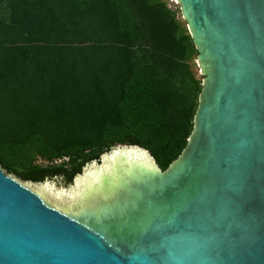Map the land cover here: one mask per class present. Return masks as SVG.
<instances>
[{
	"label": "water",
	"instance_id": "1",
	"mask_svg": "<svg viewBox=\"0 0 264 264\" xmlns=\"http://www.w3.org/2000/svg\"><path fill=\"white\" fill-rule=\"evenodd\" d=\"M177 1L204 76L182 155L115 153L82 199L117 200L75 217L0 168V264H264V0Z\"/></svg>",
	"mask_w": 264,
	"mask_h": 264
},
{
	"label": "trees",
	"instance_id": "2",
	"mask_svg": "<svg viewBox=\"0 0 264 264\" xmlns=\"http://www.w3.org/2000/svg\"><path fill=\"white\" fill-rule=\"evenodd\" d=\"M198 58L169 0H0V168L70 185L126 146L166 171L194 130Z\"/></svg>",
	"mask_w": 264,
	"mask_h": 264
},
{
	"label": "rangeland",
	"instance_id": "3",
	"mask_svg": "<svg viewBox=\"0 0 264 264\" xmlns=\"http://www.w3.org/2000/svg\"><path fill=\"white\" fill-rule=\"evenodd\" d=\"M169 8L177 11L179 13V17L182 18L184 22H186L181 10V6L177 0H169ZM194 70L198 73L199 78L204 77L198 60L195 62ZM203 80L204 79H202V85ZM118 151L128 153L131 152V154H134V156H139L142 160V163L148 164L151 167L155 166L154 161L147 153L136 148L118 146L109 154L104 155L101 159V163L94 162L88 164L83 169L82 174L77 176L70 185H64L61 179L48 180L43 183H31L22 182L16 179L14 176L12 177L19 181L24 187L40 196L49 207L56 209L70 217L78 216L81 214L83 209V213H97L100 207L98 196H92L89 201L94 202L95 200V204L92 206V208H86V201H83L82 195L85 190L95 184V180L100 174L112 177L118 170V167H126V164H124L122 160L112 161L113 155Z\"/></svg>",
	"mask_w": 264,
	"mask_h": 264
},
{
	"label": "flooded vegetation",
	"instance_id": "4",
	"mask_svg": "<svg viewBox=\"0 0 264 264\" xmlns=\"http://www.w3.org/2000/svg\"><path fill=\"white\" fill-rule=\"evenodd\" d=\"M114 198H115V196H113L109 200H106V199L102 198L99 201V206H102L103 208L109 207L110 205H112L117 200V198L116 199H114ZM94 199H96V198H94ZM94 204H95V200H94V202L93 201H86V207L87 208H91L92 206H94Z\"/></svg>",
	"mask_w": 264,
	"mask_h": 264
},
{
	"label": "bare ground",
	"instance_id": "5",
	"mask_svg": "<svg viewBox=\"0 0 264 264\" xmlns=\"http://www.w3.org/2000/svg\"><path fill=\"white\" fill-rule=\"evenodd\" d=\"M119 153H121L120 151H118ZM118 152H116V154H118ZM137 155V154H136Z\"/></svg>",
	"mask_w": 264,
	"mask_h": 264
}]
</instances>
